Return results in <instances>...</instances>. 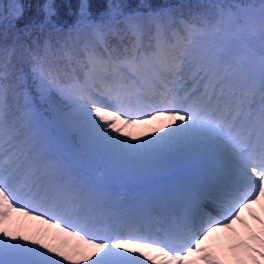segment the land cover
I'll return each instance as SVG.
<instances>
[{"label": "snow or ice", "instance_id": "snow-or-ice-1", "mask_svg": "<svg viewBox=\"0 0 264 264\" xmlns=\"http://www.w3.org/2000/svg\"><path fill=\"white\" fill-rule=\"evenodd\" d=\"M94 3L15 5L0 264H264V0Z\"/></svg>", "mask_w": 264, "mask_h": 264}, {"label": "trees", "instance_id": "trees-1", "mask_svg": "<svg viewBox=\"0 0 264 264\" xmlns=\"http://www.w3.org/2000/svg\"><path fill=\"white\" fill-rule=\"evenodd\" d=\"M179 0H153L154 4H169L170 2H176ZM46 0H0V48L4 46L5 43H11L15 37L16 29L12 27V16L15 12V5L22 3L25 5V17L26 20L39 22L42 16L43 4ZM58 2H63L65 7L71 4L72 7L65 8L61 10V15L59 17L61 24L71 25L77 17V12L75 9V4L78 0H58ZM94 9L103 6L104 2L107 0H94ZM120 2V0H116ZM139 2V0H137ZM199 0H182L177 5H186L198 3ZM225 3H256L259 4L261 0H224ZM135 5H133L134 7ZM7 37V40L4 38Z\"/></svg>", "mask_w": 264, "mask_h": 264}, {"label": "rangeland", "instance_id": "rangeland-1", "mask_svg": "<svg viewBox=\"0 0 264 264\" xmlns=\"http://www.w3.org/2000/svg\"><path fill=\"white\" fill-rule=\"evenodd\" d=\"M157 1H158V0H157ZM169 4H171V5H177L176 2H170ZM102 5H103V6H101V7H99V8H95L94 11L99 12V11L103 10L104 7H105L106 5H105V4H102Z\"/></svg>", "mask_w": 264, "mask_h": 264}]
</instances>
